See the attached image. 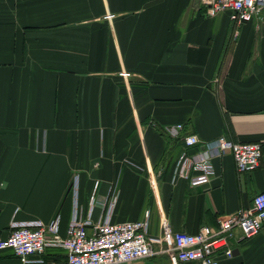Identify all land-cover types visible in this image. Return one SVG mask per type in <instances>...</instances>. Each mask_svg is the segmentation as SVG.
Here are the masks:
<instances>
[{
  "label": "crops",
  "instance_id": "obj_1",
  "mask_svg": "<svg viewBox=\"0 0 264 264\" xmlns=\"http://www.w3.org/2000/svg\"><path fill=\"white\" fill-rule=\"evenodd\" d=\"M174 123L179 137L163 131ZM189 134L258 142L260 164L239 175L226 154L209 183L172 181ZM74 174L84 210L115 185L113 220L148 213L153 236L164 221L174 232L212 230L251 206L264 192V8L236 28L202 0H0V237L12 218L57 215L65 235ZM232 249L220 264H264V225ZM55 256L63 263L62 249H46ZM0 264L22 263L2 249Z\"/></svg>",
  "mask_w": 264,
  "mask_h": 264
},
{
  "label": "built area",
  "instance_id": "obj_2",
  "mask_svg": "<svg viewBox=\"0 0 264 264\" xmlns=\"http://www.w3.org/2000/svg\"><path fill=\"white\" fill-rule=\"evenodd\" d=\"M208 16L228 12L237 28L252 20L264 8V0H202ZM125 76L126 73H123ZM217 80V79H216ZM183 124L165 125L163 131L179 137ZM184 149L172 171V181L184 179L190 186L209 183L215 175L213 159L230 154L239 175L254 171L260 164L262 146L258 142L234 141L226 135L202 141L197 135L183 136ZM190 148H196L189 153ZM79 175L72 178V211L65 235L60 234L59 215L50 221L38 218L9 222L6 237H0V250L11 249L22 264H131L134 260L165 255L170 264L196 261L220 264L219 254L232 256V242L256 236L264 225V192L255 194L251 206L218 218L215 229L201 227L196 233L174 232L168 222L162 233H148V213L139 220L114 221L117 189L111 185L101 200L92 194L84 210L78 201ZM96 205L97 219L92 218ZM47 248H60L65 259L60 263L44 257Z\"/></svg>",
  "mask_w": 264,
  "mask_h": 264
},
{
  "label": "trees",
  "instance_id": "obj_3",
  "mask_svg": "<svg viewBox=\"0 0 264 264\" xmlns=\"http://www.w3.org/2000/svg\"><path fill=\"white\" fill-rule=\"evenodd\" d=\"M51 259H53V260H56V261H57V258H56V256H55V257H52Z\"/></svg>",
  "mask_w": 264,
  "mask_h": 264
}]
</instances>
